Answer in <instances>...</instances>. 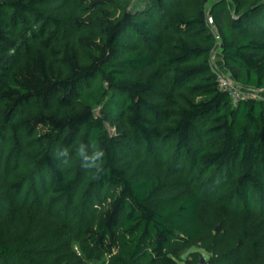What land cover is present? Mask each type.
I'll return each mask as SVG.
<instances>
[{"label": "trees", "instance_id": "obj_1", "mask_svg": "<svg viewBox=\"0 0 264 264\" xmlns=\"http://www.w3.org/2000/svg\"><path fill=\"white\" fill-rule=\"evenodd\" d=\"M209 3L0 0V221L24 194L117 264H264V98L234 104L212 65L264 91V0ZM2 234L0 264L48 256Z\"/></svg>", "mask_w": 264, "mask_h": 264}, {"label": "rangeland", "instance_id": "obj_2", "mask_svg": "<svg viewBox=\"0 0 264 264\" xmlns=\"http://www.w3.org/2000/svg\"><path fill=\"white\" fill-rule=\"evenodd\" d=\"M214 1L215 0H210V3L206 6L208 13L210 5ZM213 29L215 33H218L215 27ZM212 65L218 74L231 78V75L222 64V56L219 47H217L212 54ZM256 96L264 98V91L257 92ZM96 115H101V108L96 110ZM107 126L112 134L116 133L115 128L110 124ZM176 183L179 184V187H186V184L181 182ZM23 195L18 204L19 211L17 213L18 219L16 221L18 222V225L12 226L1 220L0 235H3L2 233L5 231L11 232L12 239L24 244L26 248L28 246L35 248L33 245L39 244L41 246V251L44 250V248L47 249L46 253L48 256H43L41 259V253L36 254V252H31L30 249L27 248V250L22 253L23 256L21 259L17 260V264H117L115 260L117 250L112 253L99 254L89 247H85L82 242L77 239L70 226H66L61 220H59L61 218H58V215L61 214V206H52L49 203L48 198L42 199L40 197L35 200V203L32 201L23 202ZM1 216L2 213L0 212V217ZM52 230L58 235L57 238H51ZM63 239L65 240L62 241ZM45 240L50 241L52 247L50 250L46 245V242L44 243ZM203 256L206 257L205 252H203ZM139 264L148 263L143 261ZM181 264L186 263L181 262Z\"/></svg>", "mask_w": 264, "mask_h": 264}, {"label": "clouds", "instance_id": "obj_3", "mask_svg": "<svg viewBox=\"0 0 264 264\" xmlns=\"http://www.w3.org/2000/svg\"><path fill=\"white\" fill-rule=\"evenodd\" d=\"M89 145L81 143L77 150V155L81 158L82 166L86 169L95 170L96 172L104 171V158L106 153L102 149H96L95 143L93 142L91 147L93 151L91 154L88 152ZM58 156L64 157V164L68 163V150L63 149L58 152Z\"/></svg>", "mask_w": 264, "mask_h": 264}, {"label": "built area", "instance_id": "obj_4", "mask_svg": "<svg viewBox=\"0 0 264 264\" xmlns=\"http://www.w3.org/2000/svg\"><path fill=\"white\" fill-rule=\"evenodd\" d=\"M216 35H217V38L219 39V36L217 33ZM218 75H219L220 89L230 94L234 104L244 99L258 98L256 96V93L259 92L258 90L253 89V88L242 87L241 85L233 81L230 77H227L222 74H218Z\"/></svg>", "mask_w": 264, "mask_h": 264}, {"label": "water", "instance_id": "obj_5", "mask_svg": "<svg viewBox=\"0 0 264 264\" xmlns=\"http://www.w3.org/2000/svg\"><path fill=\"white\" fill-rule=\"evenodd\" d=\"M219 230H220V227L217 228V231H219ZM204 262H205V260H204Z\"/></svg>", "mask_w": 264, "mask_h": 264}]
</instances>
